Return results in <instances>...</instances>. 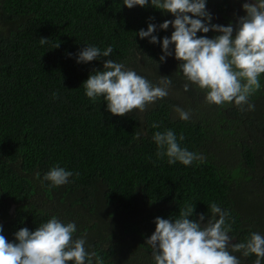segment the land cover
I'll return each mask as SVG.
<instances>
[{
    "label": "trees",
    "instance_id": "trees-1",
    "mask_svg": "<svg viewBox=\"0 0 264 264\" xmlns=\"http://www.w3.org/2000/svg\"><path fill=\"white\" fill-rule=\"evenodd\" d=\"M243 2L206 0L211 23L235 25ZM122 3L0 0V234L12 241L19 228L35 230L54 215L76 224L74 238L84 236L86 250L96 253L91 264H154L145 242L154 218H176L194 203L193 218L204 213L207 219L215 202L230 213V243L246 241L251 232L264 235V74L249 98L254 110L208 104L195 85L183 90L187 81L174 55L160 62V44L136 35L148 23L174 17L150 4ZM172 31L169 26L154 34ZM41 37L49 43L41 45ZM86 45H111L113 52L77 63ZM105 59L123 62L153 83L169 76V95L142 113L111 114L102 97L93 102L85 95L82 83L102 70ZM173 106L191 110V118L181 120ZM165 129L183 135L180 145L203 162L169 165L166 156L158 158L152 137ZM137 131L140 138L133 139ZM53 166L73 173L66 184L54 187L43 179ZM235 255L241 264L256 258Z\"/></svg>",
    "mask_w": 264,
    "mask_h": 264
},
{
    "label": "clouds",
    "instance_id": "clouds-1",
    "mask_svg": "<svg viewBox=\"0 0 264 264\" xmlns=\"http://www.w3.org/2000/svg\"><path fill=\"white\" fill-rule=\"evenodd\" d=\"M122 4L128 8L150 4L174 17L159 25L148 23L146 30L140 29L136 35L160 44L163 53L160 62L174 55L187 81L184 91L193 84L205 92L208 104L223 107L226 103H234L241 111L254 110L249 98L260 90L259 78L264 74V0H244V15L236 17L235 25L211 23L213 16L207 10L206 0H123ZM169 26L173 29L170 36L158 38L154 34ZM209 31L218 34L211 38L197 35ZM39 42L41 45L49 43L47 37H41ZM58 47L59 42L50 48ZM112 52L111 45L103 50L86 45L75 59L77 63H88L108 58ZM82 83L91 101L102 97L111 114L124 116L134 110L142 113L150 104L167 97L172 80L169 76H160L153 83L123 62L105 59L102 70H93ZM56 97L54 92L53 98ZM173 110L181 120L191 118V110L179 106H173ZM152 127L160 125L153 123ZM140 135L137 131L133 139H139ZM152 139L157 146V157L166 156L169 165L179 162L189 166L194 161L203 162L201 154L180 145L183 135L178 138L171 129L156 131ZM34 175L40 176L39 172ZM72 175L63 167L53 166L43 179L55 187L66 184ZM208 208L207 219L204 213L193 218L194 203L180 209L176 218H154L155 229L145 241L151 247L154 264H241L235 253L243 257L254 254L253 264L264 262V235L251 232L246 241L230 243L234 237L232 224L228 222L230 213L215 202ZM2 231L0 226V233ZM76 231L74 222L65 223L53 215L35 230L19 228L12 241L0 234V264H86V261L91 264L96 253L86 250L84 236L74 238Z\"/></svg>",
    "mask_w": 264,
    "mask_h": 264
},
{
    "label": "flooded vegetation",
    "instance_id": "flooded-vegetation-1",
    "mask_svg": "<svg viewBox=\"0 0 264 264\" xmlns=\"http://www.w3.org/2000/svg\"><path fill=\"white\" fill-rule=\"evenodd\" d=\"M232 240H233V239H232ZM254 260H255V259H254ZM254 260H253V261H254ZM253 261H251V262H252V264H253ZM262 264H264V262H262Z\"/></svg>",
    "mask_w": 264,
    "mask_h": 264
}]
</instances>
